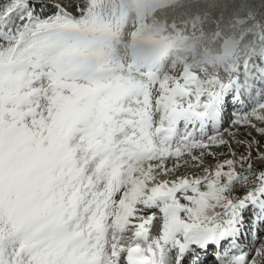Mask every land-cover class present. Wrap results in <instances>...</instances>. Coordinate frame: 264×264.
<instances>
[{
	"label": "snow or ice",
	"instance_id": "obj_1",
	"mask_svg": "<svg viewBox=\"0 0 264 264\" xmlns=\"http://www.w3.org/2000/svg\"><path fill=\"white\" fill-rule=\"evenodd\" d=\"M145 13L0 0V264H256L245 240L264 256V65L168 69L142 50Z\"/></svg>",
	"mask_w": 264,
	"mask_h": 264
},
{
	"label": "rangeland",
	"instance_id": "obj_2",
	"mask_svg": "<svg viewBox=\"0 0 264 264\" xmlns=\"http://www.w3.org/2000/svg\"><path fill=\"white\" fill-rule=\"evenodd\" d=\"M188 1V2H187ZM190 0H142L143 8L146 9L144 14L143 23H145L150 32L145 36L144 40L151 39H166L171 43V48L165 55V67L171 69L173 63L176 65V71L181 69L188 70L190 73L197 75L202 79H220L224 82H228L230 79L236 78V72H241L245 64L248 65H264V44H262L259 51L254 49L247 50L246 45H238L236 37L229 36L228 39L237 43L234 54H228L223 49L221 51H212L208 45L213 44L207 36H200L196 33L182 34L175 32L171 33L173 27L176 24L187 23L190 26L199 25L203 18L200 11L190 5ZM143 11V9H141ZM138 15L137 8L135 6L129 8V20L130 22ZM170 15V16H168ZM249 21H251V14L249 15ZM247 19L238 20V24L247 22ZM253 31L252 26L247 28V32ZM245 35L243 33L241 36ZM128 37L125 35V42ZM226 42V41H225ZM214 45V44H213ZM121 54H123V46L120 48ZM256 87H264V83L255 82ZM230 115V113H229ZM227 118V117H226ZM182 127V125H181ZM191 128V126H190ZM246 131L250 129H241V137ZM209 134H211V126L208 128ZM254 136L255 132L252 133ZM217 158H207L205 164L215 165L217 160H224L227 157L220 155L224 152V149H216ZM244 151L243 148L237 149V152ZM191 162H189V165ZM171 166V165H169ZM199 169L192 168L191 166L181 167L175 173V176H181L185 174L199 173ZM175 176L168 177L174 179ZM159 222H157V228ZM153 234H157L156 230H153ZM264 240V236L261 237ZM245 245V250L249 252L247 259L252 261L255 257L256 264H264V256H257L256 250L259 247L260 241L253 243L252 241H242ZM212 264H215L213 261Z\"/></svg>",
	"mask_w": 264,
	"mask_h": 264
},
{
	"label": "trees",
	"instance_id": "obj_3",
	"mask_svg": "<svg viewBox=\"0 0 264 264\" xmlns=\"http://www.w3.org/2000/svg\"><path fill=\"white\" fill-rule=\"evenodd\" d=\"M189 3L201 12L202 20L199 25L190 28L188 24H177L172 33L175 30L182 33L196 31L197 34L210 39L214 45L210 44L208 47L213 50H220L223 41L229 36H235L240 39V43L257 50L264 42L259 38L261 32L264 33V0H190ZM240 19L248 21L238 24ZM249 26H252L254 31L247 32L239 38Z\"/></svg>",
	"mask_w": 264,
	"mask_h": 264
},
{
	"label": "water",
	"instance_id": "obj_4",
	"mask_svg": "<svg viewBox=\"0 0 264 264\" xmlns=\"http://www.w3.org/2000/svg\"><path fill=\"white\" fill-rule=\"evenodd\" d=\"M223 48L228 51L229 53H233L234 52V49H235V44L230 42V41H227L224 45H223Z\"/></svg>",
	"mask_w": 264,
	"mask_h": 264
},
{
	"label": "bare ground",
	"instance_id": "obj_5",
	"mask_svg": "<svg viewBox=\"0 0 264 264\" xmlns=\"http://www.w3.org/2000/svg\"><path fill=\"white\" fill-rule=\"evenodd\" d=\"M147 40V39H146ZM166 44H169V41H166Z\"/></svg>",
	"mask_w": 264,
	"mask_h": 264
}]
</instances>
